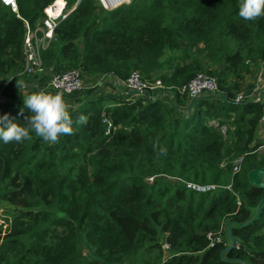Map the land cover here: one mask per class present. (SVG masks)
<instances>
[{"label":"trees","instance_id":"1","mask_svg":"<svg viewBox=\"0 0 264 264\" xmlns=\"http://www.w3.org/2000/svg\"><path fill=\"white\" fill-rule=\"evenodd\" d=\"M52 1L17 0L19 16L0 3V115L23 123L26 89L17 85L34 91L51 73L122 81L137 70L154 79L165 51L180 55L158 76L165 86L203 72L219 91L144 100L95 83L66 97L73 132L58 143L35 133L0 140V202L12 207L0 223V264H264V206L254 223L237 224L264 195L247 180L264 166L256 151L262 105L234 101L245 75L264 63V19H241L238 0H131L111 10L65 0L71 10L41 51L45 72L31 77L23 72L24 21L34 26ZM82 115L86 124L77 122ZM185 182L220 187L198 193ZM233 221L235 244L221 254ZM221 226V242L210 245L208 233Z\"/></svg>","mask_w":264,"mask_h":264},{"label":"built area","instance_id":"2","mask_svg":"<svg viewBox=\"0 0 264 264\" xmlns=\"http://www.w3.org/2000/svg\"><path fill=\"white\" fill-rule=\"evenodd\" d=\"M104 10H111L123 4H128L131 0H96ZM0 3L11 9L18 15L17 0H0ZM74 7V6H73ZM72 7V8H73ZM71 9H68L65 0H54L46 8H44V16L34 26H30L27 21H24L25 34L22 40V54H23V72L28 76H35L45 72L41 60V51L44 50L51 40H54V29L58 22L64 19ZM264 64V63H263ZM116 83L122 85L125 94L131 93L133 98L142 99H157L168 95L173 98L174 91L180 95H185L188 100L197 98L203 94H215L219 91L217 80L214 76L199 72L194 75L187 82L179 86H165L161 79H146L137 70H132L129 75L122 81L116 80ZM25 85V84H23ZM36 85V89H45L47 91L56 93L59 92L63 95L64 100L66 97L73 93L80 92L84 89V83L80 76L78 69L66 70L62 73H51L45 85ZM25 90V87H21ZM174 90V91H173ZM131 97V98H132ZM244 93L238 92L235 97V102H241L244 99ZM4 99L0 96V101ZM262 105V115L260 123L264 128V94L257 98ZM102 122L106 125V133L113 130L111 122L107 118H103ZM214 126L218 123L215 120L210 121ZM221 131L225 132V127H221ZM261 144L257 147L256 151L264 149V129L261 136ZM242 157L239 156L232 162V173L235 174L241 170ZM152 180V177L149 178ZM186 188L198 193H205L216 190L220 186L218 184H197L193 182H185ZM231 186H225L230 188ZM240 204L239 200L237 201ZM223 226H221L217 235L211 238V233H208L210 245L221 242V233ZM220 233V235H219ZM167 247V245H165Z\"/></svg>","mask_w":264,"mask_h":264},{"label":"clouds","instance_id":"3","mask_svg":"<svg viewBox=\"0 0 264 264\" xmlns=\"http://www.w3.org/2000/svg\"><path fill=\"white\" fill-rule=\"evenodd\" d=\"M238 13L241 19L247 21L264 19V0H238ZM17 86L26 89L23 102L29 115L23 123L14 121L8 113L0 115V140L20 143L31 139V134L35 133L44 143L55 144L61 136L72 134L69 105L61 93L45 89L28 91L27 85ZM77 122L86 124L87 118L82 115Z\"/></svg>","mask_w":264,"mask_h":264},{"label":"crops","instance_id":"4","mask_svg":"<svg viewBox=\"0 0 264 264\" xmlns=\"http://www.w3.org/2000/svg\"><path fill=\"white\" fill-rule=\"evenodd\" d=\"M168 75L170 73L166 72ZM93 79L85 78L84 88L91 86V82ZM96 84L100 85V91L109 93V94H116L120 93L123 90L122 85L115 82L113 76H99L96 79ZM239 92L244 93L243 101H254L257 100L260 96L264 94V64H259L258 67L254 68L251 73L245 75L242 85L240 86ZM122 94H125V91H122ZM72 101V100H71ZM263 126L260 125V129L258 130L257 138L261 139L263 134ZM264 231V230H263Z\"/></svg>","mask_w":264,"mask_h":264},{"label":"water","instance_id":"5","mask_svg":"<svg viewBox=\"0 0 264 264\" xmlns=\"http://www.w3.org/2000/svg\"><path fill=\"white\" fill-rule=\"evenodd\" d=\"M247 180L252 186H255L257 188L264 190V166L250 169L247 172ZM263 206H264V195L260 198L256 207L254 208L253 215L250 217V219L244 222H237V224L239 226H247V225L254 223L258 219V217L261 215ZM234 223L236 222L233 221L227 224V233H228L230 242L224 249L221 250V254L224 251L230 250L235 244L234 236L232 234V229H231ZM241 262L243 264H246V262L244 261H241Z\"/></svg>","mask_w":264,"mask_h":264},{"label":"rangeland","instance_id":"6","mask_svg":"<svg viewBox=\"0 0 264 264\" xmlns=\"http://www.w3.org/2000/svg\"><path fill=\"white\" fill-rule=\"evenodd\" d=\"M68 9H70V7H68ZM177 55H179V53L177 51H165L163 53L162 56H160V58L158 59L159 63V68L157 69V71L153 74L154 78H158V76L161 73L164 72H169L171 70V68H169L171 66V64L173 65V61L174 63L177 61L176 59L180 58V55L177 57ZM176 60V61H175ZM95 78L92 80L91 82V87L95 86L96 83V79L99 76H94ZM44 78H42L41 80H43ZM84 83V82H83ZM89 87V86H88ZM23 89V88H21ZM25 91V90H24ZM259 154H264V149L258 151ZM239 157V156H238ZM237 158V157H236ZM235 158V159H236ZM245 170V169H243ZM11 206L6 204L5 202H0V223L2 222V218L4 216H10V212H11ZM224 238H226L224 236ZM229 242V240H228ZM163 248H166L165 245H163Z\"/></svg>","mask_w":264,"mask_h":264}]
</instances>
